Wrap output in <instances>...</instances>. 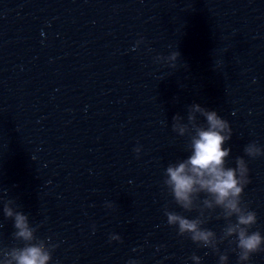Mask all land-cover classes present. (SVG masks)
Here are the masks:
<instances>
[{
    "label": "water",
    "instance_id": "95a60500",
    "mask_svg": "<svg viewBox=\"0 0 264 264\" xmlns=\"http://www.w3.org/2000/svg\"><path fill=\"white\" fill-rule=\"evenodd\" d=\"M173 51L175 69L154 62ZM193 103L229 123L226 165L248 162L242 199L264 235V157L244 156L264 147V0H0V196L58 245L51 264H218L162 212L196 216L161 187L190 154L171 121ZM12 233L0 205V247L19 246Z\"/></svg>",
    "mask_w": 264,
    "mask_h": 264
},
{
    "label": "clouds",
    "instance_id": "9594fccd",
    "mask_svg": "<svg viewBox=\"0 0 264 264\" xmlns=\"http://www.w3.org/2000/svg\"><path fill=\"white\" fill-rule=\"evenodd\" d=\"M141 43L142 39L137 40L133 51ZM179 56L178 51H173L166 57L156 56L154 62H164L175 69ZM186 111V122L180 114L172 117L171 130L178 137L187 138L186 150L190 154L183 160L168 164L161 187L176 207L184 213L195 212L196 216L189 219L169 210L166 203L162 209L166 224L176 229L177 236L217 255L218 264H228L229 252L236 253L237 264H249L253 255L264 253V235L259 230L251 231L257 224V214L242 199L244 189L250 183L248 162L241 156L235 158L234 167L226 165L231 149L225 145L232 137L227 120L216 111L195 103ZM198 117H202L204 122L201 123ZM133 151L138 157L141 149L136 147ZM244 156L249 160L264 157V147L255 141L250 142L244 148ZM6 195L5 191L0 196L2 215L5 220L12 221V239L19 246L0 247V264H51L52 254L58 245L52 243L50 237L38 238L36 233L40 225H31L29 217L18 210L14 199H4ZM105 207L111 208L112 205L106 204ZM213 218L224 221L219 235L204 227ZM225 241L227 248L220 252L219 245ZM108 242L120 243L121 237L111 234ZM188 259L192 264H201V258L195 254ZM127 264H137V261L129 260Z\"/></svg>",
    "mask_w": 264,
    "mask_h": 264
}]
</instances>
